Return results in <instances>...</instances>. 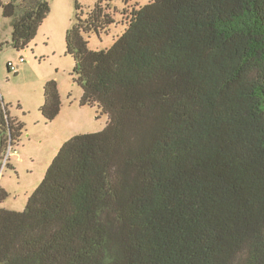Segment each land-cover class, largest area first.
<instances>
[{
  "label": "trees",
  "instance_id": "trees-1",
  "mask_svg": "<svg viewBox=\"0 0 264 264\" xmlns=\"http://www.w3.org/2000/svg\"><path fill=\"white\" fill-rule=\"evenodd\" d=\"M51 1L0 0L17 51ZM111 6L77 3L65 38L80 106L109 121L61 147L24 211L0 207V264H264V0H150L91 49ZM3 102L0 168L25 130Z\"/></svg>",
  "mask_w": 264,
  "mask_h": 264
},
{
  "label": "rangeland",
  "instance_id": "rangeland-1",
  "mask_svg": "<svg viewBox=\"0 0 264 264\" xmlns=\"http://www.w3.org/2000/svg\"><path fill=\"white\" fill-rule=\"evenodd\" d=\"M150 0H112L116 21L109 32L99 38L92 35L91 49L110 48L113 39L123 31V23L132 9ZM80 4L85 16L95 0H52L51 13L37 37L22 51L11 44L12 28L0 12V98L10 115L25 124L24 134L0 168V187L10 197L0 207L22 212L27 201L41 184L61 147L75 135L99 133L109 121L96 107L80 106L81 86L75 81V62L66 54V34L75 22V5ZM21 58L24 62H21ZM15 69L8 71V65ZM55 80L62 99L61 111L52 122L40 112L46 83ZM7 155V153H6ZM5 159V158H4Z\"/></svg>",
  "mask_w": 264,
  "mask_h": 264
},
{
  "label": "built area",
  "instance_id": "built-area-1",
  "mask_svg": "<svg viewBox=\"0 0 264 264\" xmlns=\"http://www.w3.org/2000/svg\"><path fill=\"white\" fill-rule=\"evenodd\" d=\"M21 62H24V59L23 58H21ZM11 66H12V70H14L15 69V67L11 64ZM13 150V148H11L10 150H9V152H7V155L5 156V163H4V166H6V162H7V160L9 159V156H10V153H11V151Z\"/></svg>",
  "mask_w": 264,
  "mask_h": 264
}]
</instances>
